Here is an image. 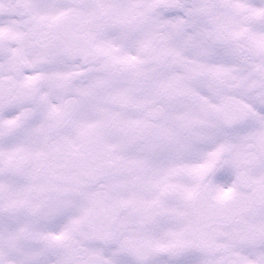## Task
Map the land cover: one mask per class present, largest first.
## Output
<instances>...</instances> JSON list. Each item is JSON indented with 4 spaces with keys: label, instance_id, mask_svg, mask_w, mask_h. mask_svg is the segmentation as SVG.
<instances>
[{
    "label": "snow or ice",
    "instance_id": "6c2138e0",
    "mask_svg": "<svg viewBox=\"0 0 264 264\" xmlns=\"http://www.w3.org/2000/svg\"><path fill=\"white\" fill-rule=\"evenodd\" d=\"M0 264H264V0H0Z\"/></svg>",
    "mask_w": 264,
    "mask_h": 264
}]
</instances>
